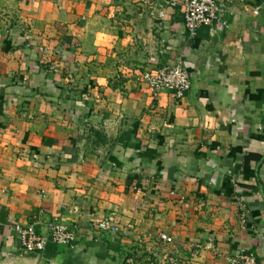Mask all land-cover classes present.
<instances>
[{"label":"crops","instance_id":"0c3cea01","mask_svg":"<svg viewBox=\"0 0 264 264\" xmlns=\"http://www.w3.org/2000/svg\"><path fill=\"white\" fill-rule=\"evenodd\" d=\"M224 2L191 34L180 5L0 0V264H264V0ZM178 58L190 89L152 97ZM54 217L76 241L25 251Z\"/></svg>","mask_w":264,"mask_h":264},{"label":"built area","instance_id":"2783aa9c","mask_svg":"<svg viewBox=\"0 0 264 264\" xmlns=\"http://www.w3.org/2000/svg\"><path fill=\"white\" fill-rule=\"evenodd\" d=\"M181 6L183 9L184 26L191 33L201 26L213 27L214 30H223L225 27V2L224 0H149L151 13L165 7ZM264 7V2L255 7L252 12L258 14ZM147 90L152 97H156L161 91H171L176 98H182L191 87L189 70L183 65L181 58L171 65H162L154 69L146 70L142 75ZM112 218L106 217L98 222L97 228L108 230L114 228ZM21 246L27 252H42L49 242L59 246H70L78 238V226L68 224L58 217L52 218L48 223V234L39 233L35 224L21 226L15 225ZM161 240L170 241L167 233H160ZM196 251H192L194 256ZM169 264L177 263L174 255L168 258ZM233 264H258L254 253L241 250L232 258Z\"/></svg>","mask_w":264,"mask_h":264},{"label":"trees","instance_id":"16d2710c","mask_svg":"<svg viewBox=\"0 0 264 264\" xmlns=\"http://www.w3.org/2000/svg\"><path fill=\"white\" fill-rule=\"evenodd\" d=\"M94 134L96 135V137H98V135H100V133L98 131H95ZM99 138H100V136H99Z\"/></svg>","mask_w":264,"mask_h":264}]
</instances>
